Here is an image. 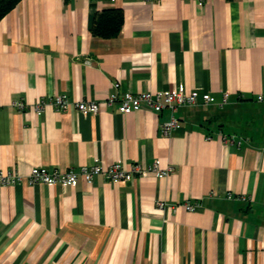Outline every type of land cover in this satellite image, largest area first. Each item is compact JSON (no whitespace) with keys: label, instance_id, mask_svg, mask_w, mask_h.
I'll return each instance as SVG.
<instances>
[{"label":"crops","instance_id":"crops-1","mask_svg":"<svg viewBox=\"0 0 264 264\" xmlns=\"http://www.w3.org/2000/svg\"><path fill=\"white\" fill-rule=\"evenodd\" d=\"M114 7L120 34L95 36L93 15ZM114 82L198 100L121 113L103 103ZM61 93L101 110H57ZM154 161L174 170L26 178L37 165ZM0 169L23 175L0 182V264H264V0H20L0 20Z\"/></svg>","mask_w":264,"mask_h":264},{"label":"built area","instance_id":"built-area-1","mask_svg":"<svg viewBox=\"0 0 264 264\" xmlns=\"http://www.w3.org/2000/svg\"><path fill=\"white\" fill-rule=\"evenodd\" d=\"M148 2H156L157 0H146ZM116 91L110 92L104 99V105L112 106L115 102H119L118 111L125 113L129 110H138L150 108L157 112L162 111L165 107H169L172 111L181 105L194 104L198 100L197 92H187L185 87L180 85L173 90H167L163 93L154 95L151 91L145 90L141 92L126 91L121 92L119 82H114ZM261 99L262 96L260 95ZM205 104L213 100L209 92L202 95ZM20 109L26 107V102L20 99L15 102ZM48 104L57 110L67 111L76 108L80 112L97 113L101 110L102 104L96 100L76 101L69 98L65 93L55 94L49 99ZM46 102L41 99L32 104L30 107L36 111L44 109ZM179 127V120L172 115L170 120L162 124V130L165 133H171L175 128ZM174 170V166H168L165 169L159 167L157 161L152 164L134 163L129 170L125 169L120 162L110 164L106 167L101 164H84L79 167H70L66 170L60 168L49 169L43 165L34 166L26 175L30 183L45 182L49 184H76L80 179L87 183H92L96 175H103L107 180L119 182L121 180L129 181L133 175L145 176L154 173L158 177L167 175ZM23 175L15 170L0 169V182L3 185L18 184L22 181ZM230 196V195H229ZM247 198V197H246ZM249 198V197H248ZM163 205V202H159ZM185 207L188 210H194L198 207L196 202L187 201Z\"/></svg>","mask_w":264,"mask_h":264},{"label":"trees","instance_id":"trees-1","mask_svg":"<svg viewBox=\"0 0 264 264\" xmlns=\"http://www.w3.org/2000/svg\"><path fill=\"white\" fill-rule=\"evenodd\" d=\"M20 0H0V20L12 10ZM123 23L121 8H107L91 19V30L95 36L110 38L118 36Z\"/></svg>","mask_w":264,"mask_h":264}]
</instances>
